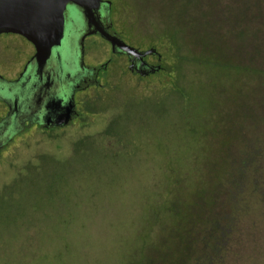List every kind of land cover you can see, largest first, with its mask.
Wrapping results in <instances>:
<instances>
[{"label": "rangeland", "instance_id": "1", "mask_svg": "<svg viewBox=\"0 0 264 264\" xmlns=\"http://www.w3.org/2000/svg\"><path fill=\"white\" fill-rule=\"evenodd\" d=\"M111 1L165 70L0 156V264H264V0Z\"/></svg>", "mask_w": 264, "mask_h": 264}, {"label": "flooded vegetation", "instance_id": "2", "mask_svg": "<svg viewBox=\"0 0 264 264\" xmlns=\"http://www.w3.org/2000/svg\"><path fill=\"white\" fill-rule=\"evenodd\" d=\"M102 1L95 23L81 10L67 7L61 46L45 63L35 59V46L23 36L0 34V156H15L39 134L95 118L89 99L93 92L130 90L124 85L129 79L147 82L165 70L164 55L155 45L137 38L132 27L125 26L124 16L117 21L111 0ZM99 30L116 36L132 51L114 47Z\"/></svg>", "mask_w": 264, "mask_h": 264}, {"label": "water", "instance_id": "3", "mask_svg": "<svg viewBox=\"0 0 264 264\" xmlns=\"http://www.w3.org/2000/svg\"><path fill=\"white\" fill-rule=\"evenodd\" d=\"M102 0H0V34L23 36L36 48L35 59L45 63L53 49L61 46L65 34L67 7L81 10L92 23ZM114 47L132 50L116 36L99 30ZM64 120L62 123H65Z\"/></svg>", "mask_w": 264, "mask_h": 264}]
</instances>
